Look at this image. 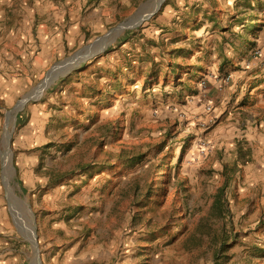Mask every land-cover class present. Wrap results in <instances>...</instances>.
Segmentation results:
<instances>
[{
    "label": "rangeland",
    "instance_id": "rangeland-1",
    "mask_svg": "<svg viewBox=\"0 0 264 264\" xmlns=\"http://www.w3.org/2000/svg\"><path fill=\"white\" fill-rule=\"evenodd\" d=\"M13 1L0 0V264H33V234L40 264H264V0H164L44 92L53 67L156 0H129L41 72Z\"/></svg>",
    "mask_w": 264,
    "mask_h": 264
},
{
    "label": "crops",
    "instance_id": "crops-1",
    "mask_svg": "<svg viewBox=\"0 0 264 264\" xmlns=\"http://www.w3.org/2000/svg\"><path fill=\"white\" fill-rule=\"evenodd\" d=\"M26 1L19 3L21 7L24 6L23 19H12L10 22L13 23L14 29L18 26L24 28L23 38L20 37L21 30H15L14 36L26 41L27 44L29 43L25 46L22 54L34 60L33 68L34 71L38 72L51 67L68 51L76 49L86 40L88 29L93 30L98 27V30H102L105 23L110 24L124 15L122 9L124 5L129 4V0H89L91 4L86 7L88 2L86 0L83 2L81 0L64 1L65 6L51 2L41 5L38 1L36 5H29ZM38 8H40L41 13L38 12ZM89 10L98 18L97 21L92 19L90 22L89 15H87ZM83 12H85L84 16ZM82 30H85L86 33L84 34ZM21 46H24L23 42H21ZM17 258L19 259V257L14 256L8 263L4 264H16Z\"/></svg>",
    "mask_w": 264,
    "mask_h": 264
},
{
    "label": "water",
    "instance_id": "water-1",
    "mask_svg": "<svg viewBox=\"0 0 264 264\" xmlns=\"http://www.w3.org/2000/svg\"><path fill=\"white\" fill-rule=\"evenodd\" d=\"M163 1L164 0H160L159 1V6L157 7V9L156 10H154V11H152V12H150L148 15H143L142 14V12H143V8L144 7H147L148 5H145L143 8H141L140 9V16H138V17H136V18H133V19H130L129 21H127V22H125V23H123V24H121V25H119L118 27H116L115 29H113V30H111L107 35H105L104 37H102V38H99V39H97L94 43H92L91 45H89V46H87V47H85V48H83V49H81V50H79L73 57H71V58H69V59H66L65 61H63V62H61L58 66H55V67H53L49 72H48V74H47V78L42 82V84L38 87V89H41V88H43L44 87V85H47V80L50 78V77H53V76H55V74H56V71L58 70V69H56V68H58V67H60V66H62V65H64V64H66V63H75V64H77L76 65V67L78 66V65H80L81 63H83V62H85V61H87L88 59H90V58H92L93 56H95V55H97V54H99L100 52H102L103 50H101V51H97L98 50V42H100V41H102V40H109V42H108V44L112 41L111 39H112V37H114V36H117L119 33H121V31H123L124 29H125V27H127L128 25H132V28H134V27H138L142 22H144L146 19H148V18H150L152 15H154V13L160 8V6L162 5V3H163ZM75 68V67H74ZM64 76V75H63ZM47 81V82H46ZM50 85V84H49ZM48 85V86H49ZM48 86H45V88H44V90H43V92L48 88ZM42 92V93H43ZM32 99H35V98H26L25 100H23L22 102H20V104H19V108L20 107H22V106H24L29 100H32ZM34 235V240H33V242L31 241V244H32V246H33V249H34V251H35V257H34V259H33V261H34V263L33 264H40L39 263V252H38V247H37V238H36V236H35V234H33ZM32 235V236H33Z\"/></svg>",
    "mask_w": 264,
    "mask_h": 264
},
{
    "label": "trees",
    "instance_id": "trees-1",
    "mask_svg": "<svg viewBox=\"0 0 264 264\" xmlns=\"http://www.w3.org/2000/svg\"><path fill=\"white\" fill-rule=\"evenodd\" d=\"M254 20V19H250L249 21ZM246 29L250 28V26L245 27ZM256 27L254 28V31H256ZM247 45L249 47H255V43H250L248 41ZM80 170H82V174H88L89 172H92L94 170V168L90 169V167H88V165H84V166H79ZM58 178H61L60 176H58ZM226 186H223L222 188H220L216 194L213 206H212V210H211V215H215L216 217H222L224 212L227 210V203L224 201L225 199V193H226ZM222 247H224L225 245H221Z\"/></svg>",
    "mask_w": 264,
    "mask_h": 264
},
{
    "label": "bare ground",
    "instance_id": "bare-ground-1",
    "mask_svg": "<svg viewBox=\"0 0 264 264\" xmlns=\"http://www.w3.org/2000/svg\"><path fill=\"white\" fill-rule=\"evenodd\" d=\"M159 1L160 0H156V1H154V10H156L157 9V7L159 6ZM127 28H132V25L130 24V25H128L127 27H125V29H127ZM124 29V30H125ZM108 42H109V40L107 41V40H102V41H100V42H98L97 44H98V50L97 51H101V50H103L107 45H108ZM76 65L77 64H75V63H66V64H64V65H62V66H60V67H58V68H56V69H58L57 71H56V74H55V76H53V77H50L46 82H47V85H44V87L43 88H41V89H43L44 90V88H45V86H48L49 84H51L53 81H55V80H57L58 78H60V77H62L63 75H66L68 72H70L74 67H76ZM39 93H41V92H34V93H32L30 96H29V98H32V97H34L35 96V94L37 95V94H39ZM179 153L180 152H178V154H177V157L179 156Z\"/></svg>",
    "mask_w": 264,
    "mask_h": 264
}]
</instances>
